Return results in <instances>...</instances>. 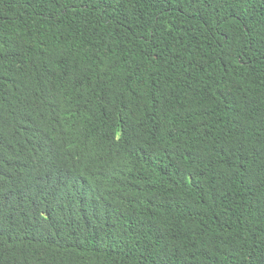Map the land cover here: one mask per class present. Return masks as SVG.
I'll return each instance as SVG.
<instances>
[{"label": "trees", "instance_id": "16d2710c", "mask_svg": "<svg viewBox=\"0 0 264 264\" xmlns=\"http://www.w3.org/2000/svg\"><path fill=\"white\" fill-rule=\"evenodd\" d=\"M0 264H264V0H0Z\"/></svg>", "mask_w": 264, "mask_h": 264}]
</instances>
